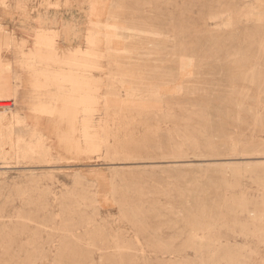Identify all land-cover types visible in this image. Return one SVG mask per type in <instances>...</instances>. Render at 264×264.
I'll list each match as a JSON object with an SVG mask.
<instances>
[{
	"label": "rangeland",
	"instance_id": "374dc122",
	"mask_svg": "<svg viewBox=\"0 0 264 264\" xmlns=\"http://www.w3.org/2000/svg\"><path fill=\"white\" fill-rule=\"evenodd\" d=\"M142 1L0 0V25L8 30L0 28V67L21 61L12 36L34 50L38 21L54 23L57 47L70 55L86 51L94 26L102 54L77 57L96 82L94 131L104 142L71 157L59 155L57 141L49 139V161H0V264H27L34 238L38 264H235L244 247L254 251H247L254 253L249 264H264V232L241 235L252 220L248 212L234 215L239 197L249 200V211L264 206L257 183L264 179V0ZM118 24L127 28L121 36ZM150 31L161 33V41ZM14 64L7 82L25 85L24 94L32 76ZM50 93L62 111L63 90L54 86ZM44 118L21 117L19 127L33 146L44 126L71 132L59 116ZM260 224L264 228V217ZM72 232L75 250L63 252L62 236ZM101 233L109 234L106 240Z\"/></svg>",
	"mask_w": 264,
	"mask_h": 264
},
{
	"label": "bare ground",
	"instance_id": "6f19581e",
	"mask_svg": "<svg viewBox=\"0 0 264 264\" xmlns=\"http://www.w3.org/2000/svg\"><path fill=\"white\" fill-rule=\"evenodd\" d=\"M154 1H156V0H144L142 2L145 3V6H150V5L154 4ZM235 14H237V13H235ZM24 18H26V17H24ZM38 22H39V27L36 28L37 29V32H36L37 33L36 34L37 42H36V47H35V45H33V47H35L34 50L28 52L27 50H25V47H26L25 43H19L17 38L12 36L11 43H13V44L16 43L19 45V47L22 48V50H21L22 52L19 53L20 56H22L21 61L14 62L15 64L14 63L11 64L8 61L7 62L4 61L3 62L4 64L2 63V65L0 67V102H2V103H0V161H3V162L9 160V158H11L12 156L15 158L33 157L34 159H38L40 161H44V162L49 161L48 159L50 157L52 159L54 156L50 150L51 148L49 149V147L45 143V141H48L49 139H55L57 141V144H58L57 145V147H58L57 153L59 155H66V156H71V157L72 156L80 157V155L86 154L90 150L92 151L93 149L97 148L96 146L98 145L99 141H101L100 143H104V142H102V139H101L102 133L94 131L97 129V127L94 126V124L96 123V120H97L95 118L94 114L99 112V110L94 106V103L96 102V98H97V95L95 94L96 89H97V87L95 85L96 82L91 77H88L86 75V71H87L86 66H88V65L85 63H80V60L78 58V57H95V60H96V58L99 57L100 54H102L99 51V45L101 44V40L99 37L95 36V33L92 31V28L94 26H92L91 24L89 25L88 35L85 36L86 37V43L88 46L86 51L81 50L82 48L78 47L81 49L76 50L75 53L73 52V55L72 54L70 55V54H62L60 52L59 48L57 47V41L59 38V34L56 32V28L54 27L55 26L54 23H52L51 21H50V23H48L45 20H44V23H42L41 21H38ZM45 22H47V24H45ZM90 23H92V22L90 21ZM21 24H22V22H21ZM108 24H109V22H108ZM2 26L3 25H0V28L3 29L4 32L5 31L7 32L8 30H6V28H3ZM58 26L59 25L57 24V27ZM69 29H70V26H65L64 30H69ZM115 29H116V31H118V35L120 34L119 36H121V34H124V32L127 30L126 27H123L119 24H118V26H115ZM0 31H2V30H0ZM105 31H106V29H105ZM105 35H107V34H105ZM149 36L153 37L155 40L161 41L160 40L161 39V33H158L156 31H150ZM110 37H111V35H110ZM35 40L36 39L34 38V41ZM7 42H8V37L5 36L4 43L6 44ZM33 44H34V42H33ZM263 46H264V43H263ZM8 47H9V45H8ZM31 49H33V48H31ZM262 50H264V47H262ZM78 55H80V56H78ZM75 57H77V58L75 59ZM13 64L16 65V67H18V70L17 71L15 70L16 72H19L21 74L22 73H28L32 76L31 83H29V86H28L30 90L26 91V93H24V94L19 93V90L20 89H27V88H25L26 87L25 85H15V84H12L10 82H7V81L13 80V79H11V75L14 72L10 69V67ZM38 65H42L44 67L42 71L39 70ZM72 66H75V68H73ZM56 69H58V70H56ZM255 74H256V72H254L252 75L251 83L256 82ZM136 77H137V75H136ZM260 77H261V75H260ZM145 78L146 77H144V80H145ZM4 82H6V84ZM54 86H57V87L60 86L64 92V95H63V98H64L63 101L64 102L63 103H64L65 107L62 111H58L57 109H55L53 106V103H52L54 98L50 95L51 94L50 92ZM251 87L253 88V86H251ZM247 95H248V93H247ZM258 96L259 95H257V97ZM254 97H256V93H255ZM241 100H242V98H241ZM255 101H256V99H255ZM11 102H13V103H11ZM111 102H113V101H111ZM118 104H119V102H118ZM136 104H139V103H136ZM244 104H245V102H244ZM246 104H247V102H246ZM254 104H256V103H254ZM14 106H15V108H14ZM96 106H97V104H96ZM225 107H228V106H225ZM237 111L240 112V110H237ZM241 114L239 113L237 115L238 119L242 118ZM23 115L24 116H31V117L35 116V119L38 118V121H40V122H46L47 121V120H45L44 117L59 116V118L56 121L58 123L68 122L71 125L70 126L71 132L70 133L66 132L60 126L51 127V128H47L44 126L42 134L40 136L39 146L38 145L33 146L30 142H28L26 140L25 133L19 127V125L21 123V117ZM258 118L259 117H255V119H258ZM223 120H224V116H223ZM103 121L104 120H99V122H103ZM238 122H239V120H238ZM76 124H78L79 126L75 127ZM241 124L243 125V123H241ZM238 125H239V123H238ZM240 128H243V127L241 126ZM76 132L80 133V140L78 142H76L74 139V133H76ZM239 136H238V139H240ZM242 140H244V139H242ZM236 147H238V146H236ZM241 147H243V146H241ZM114 152L116 154L115 150L111 153H114ZM120 153H118V154H120ZM174 154H180V151L178 150L176 153L174 152ZM173 157H175V155ZM125 158H127V157H125ZM111 159H112V157H111ZM252 182H254V181H252ZM257 183L259 184V187H262V189L264 190V179L258 177ZM255 184H256V182H255ZM245 197L244 196L239 197L234 201V203L238 204V207H237L238 210L234 212V215L238 216L240 213L248 212L247 218L252 220L253 224H252V226L242 225V227L240 228L241 235L243 234L244 236H258L259 233L261 234V232H264V228L261 224L259 227L255 226L256 222H259L260 219L264 217V206L257 208V209L254 208L255 210L249 211V208L246 206L247 203L249 202V200ZM4 212H5L4 208L0 209V225H3L5 223ZM25 230H26V228H25ZM195 230L198 231L201 229L196 228ZM15 232H17V231H15ZM100 235H102L101 239H103V240H106V238L109 236V234H106V233H101ZM196 235H197V233H195V235H194L195 238H196ZM202 235H203V233H202ZM198 236H199V234H198ZM54 237L56 238V236H54ZM74 237H77L76 232H72L71 234H67V235L62 236L63 240L61 242V247L63 248V252H67V251H69L70 253L72 251L74 252L75 249L72 248V246L70 245L72 238H74ZM16 240H17V238H13V239H11V242L13 241V243H14V241H16ZM51 242L54 243L55 239L52 238ZM30 244L32 246H34L36 249L32 255L27 257L26 263L27 264H38V262L40 261L39 260L40 254L38 252L41 249L40 243H39L38 239L34 238L32 240V242H30ZM104 246H107V244H105ZM205 247H206L205 245H201L199 247V249L204 250ZM165 248L169 249V246L166 245ZM23 249H24V246H23ZM249 249L250 248H248V247L242 248L240 253L238 254V256L233 257V262L235 264H249L251 256L254 255V253H248L247 254V251ZM250 250L253 251L252 249H250ZM31 252H33V251H31ZM173 252H175V251H173ZM117 253H120V252L117 251ZM69 256H70L69 254L67 255V257L64 255V257H66V258H68ZM0 259H1V257H0ZM17 260H22V258L20 259V256H19V259H17ZM4 263H6V262H4ZM201 264H203V263H201ZM252 264H253V261H252Z\"/></svg>",
	"mask_w": 264,
	"mask_h": 264
},
{
	"label": "crops",
	"instance_id": "0c3cea01",
	"mask_svg": "<svg viewBox=\"0 0 264 264\" xmlns=\"http://www.w3.org/2000/svg\"><path fill=\"white\" fill-rule=\"evenodd\" d=\"M60 13H63L60 11ZM61 16V15H60ZM66 18V15H63ZM61 18V17H60ZM5 23L7 24L6 26L9 28V30H11V28L13 27L12 22L11 21H5ZM18 31H16L15 33H17ZM18 34V33H17ZM19 35V34H18ZM61 45V44H60ZM62 47V46H61ZM64 47V46H63ZM62 47V48H63Z\"/></svg>",
	"mask_w": 264,
	"mask_h": 264
}]
</instances>
